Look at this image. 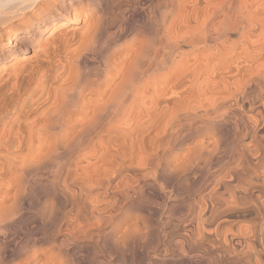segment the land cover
<instances>
[{"label": "bare ground", "instance_id": "obj_1", "mask_svg": "<svg viewBox=\"0 0 264 264\" xmlns=\"http://www.w3.org/2000/svg\"><path fill=\"white\" fill-rule=\"evenodd\" d=\"M133 1L144 21L111 33L90 0L0 6V264H264V0ZM33 188L46 232L6 247Z\"/></svg>", "mask_w": 264, "mask_h": 264}, {"label": "rangeland", "instance_id": "obj_2", "mask_svg": "<svg viewBox=\"0 0 264 264\" xmlns=\"http://www.w3.org/2000/svg\"><path fill=\"white\" fill-rule=\"evenodd\" d=\"M90 2L94 3L95 5L89 6L90 7L89 9H91V11L95 13L96 12L95 10L100 8L98 10V12H96L95 14L99 15L100 13H102L104 15V17L106 18V23L109 27V28H107L108 33H111L114 30L117 32L118 31L121 32V31H128V30L137 29L141 25V23L144 21V14H145V13L142 14L143 11L141 12L139 10L140 9L139 6H141L142 8L145 7V9H144L145 12L147 10L145 3H143L144 5L142 4V2H144V1H140V4L138 3L139 6H137V4L135 6L133 0H111V1L108 0L106 7L102 6V4L105 2V0H90ZM101 6H102V8H101ZM125 9H128V10L125 11ZM101 10H103L104 13ZM81 24H82V22L79 21L75 25L81 26ZM66 26H68V24L65 25L64 27H66ZM29 55H31V53ZM26 56H28V55H26ZM9 64H11V63H9ZM39 182H41V183L38 186V188H40V189L43 188L44 190L47 189V187L45 185H41V184H47L48 183L47 180H40ZM45 182H47V183H45ZM34 189L36 190L37 188H33L31 190V194H28V196H31L33 198L32 200L34 201V202H31L32 200L29 199L30 200L29 205H30V203H33L36 206H34L32 204L31 205L37 208V202L35 203L36 198H37L36 197L37 194L34 193V192H36ZM181 192H184V193H182L183 195L179 196L178 202H176V203H178L177 207H174L171 210V212L167 214V216L163 214V217H162L159 212L155 211L156 213H153V214L149 215L148 217H146L147 218L146 220L144 219L147 222L145 224H147L148 231H147L146 238L143 240L144 241L143 246H146L144 248L146 249V252L149 255H154L153 250L155 248H157L156 250H159L158 254L160 253L162 255L163 254L161 251L162 248L168 244L167 242L174 240L173 239L174 237H172V235L174 236V233L176 231L174 229L175 228L174 225L177 222V220H179V218L180 219L182 218V214L186 213L187 198L189 195L188 191L186 192L185 190L184 191L182 190ZM28 196H27V198H28ZM9 202H12V200ZM29 205L26 203L18 205V209L20 210V212H18V214L13 219L8 221V223L6 225L7 227L5 226L6 228H4V236L6 237V244H5L6 247L12 246L11 248H13L14 247L13 244H15V243L17 244L21 240H23L29 236L31 238L34 236V238H35V236H37V234L46 232V230L43 227H39L34 222V218L31 214L33 213V211L36 210V208L34 209V207H31V205L30 206ZM145 205L155 207L156 205H160V202L158 200L153 199V198H150V199L146 198L145 199ZM19 206H20V208H19ZM177 210H178V212H177ZM144 214H146V213H144ZM183 216H185V215H183ZM177 217H179V218L177 219ZM185 219H187V218L183 217L182 221L184 222ZM240 222L241 223H239V225L242 224V226H245V225L249 226L250 219H242V221L240 220ZM233 223H234L233 225H235V222H233ZM236 226H234V229H233L234 231L237 229ZM241 230H243V231H241V233H240V231L239 232L235 231V232L245 235L247 233L248 229H246V231H245V228L243 229V227H241ZM171 232H173V233H171ZM170 237H172V238H170ZM19 239H20V241L17 242ZM7 242L8 243L10 242V243L8 244ZM16 247H17V245H16ZM139 248H138V246L133 247L127 252L129 254L130 258H129V260L125 261L124 264H146V262H148L147 256L142 254V249L141 248L139 249ZM109 250H111L109 247L102 246L101 243H98L97 245H94L93 249H91V248H90V250L85 249L82 253L90 254V256L92 254V256H95V252L97 253V255H102L104 252H105V254L110 253ZM146 252H143V253H146ZM167 256H169V255H167Z\"/></svg>", "mask_w": 264, "mask_h": 264}, {"label": "clouds", "instance_id": "obj_3", "mask_svg": "<svg viewBox=\"0 0 264 264\" xmlns=\"http://www.w3.org/2000/svg\"><path fill=\"white\" fill-rule=\"evenodd\" d=\"M3 2H4V0H0V6H2V5H3Z\"/></svg>", "mask_w": 264, "mask_h": 264}]
</instances>
